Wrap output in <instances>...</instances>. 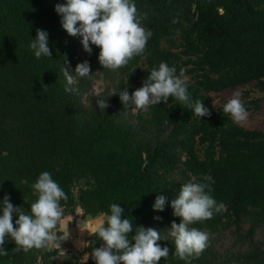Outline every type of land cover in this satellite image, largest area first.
I'll list each match as a JSON object with an SVG mask.
<instances>
[{
    "label": "trees",
    "instance_id": "1",
    "mask_svg": "<svg viewBox=\"0 0 264 264\" xmlns=\"http://www.w3.org/2000/svg\"><path fill=\"white\" fill-rule=\"evenodd\" d=\"M62 1L0 0V201L9 195L30 213L38 198L32 185L48 171L68 197L60 202L64 215L81 207L85 215L108 216L110 205L119 204L122 219L133 223L129 238L136 227L154 228L161 247L170 249L159 264H188L175 256L169 233L180 218L170 202L182 185L211 175L210 195L225 208L190 227L206 233L231 228L234 240L222 249L209 238L191 264H264V237L258 236L264 229V130L234 123L211 94L251 82L264 91V0H133L153 35L143 55L115 71L100 65L98 47L84 52L82 37L63 30L55 11ZM37 29L48 32L51 57L37 59L30 49ZM84 61L91 74L80 78L75 67ZM161 62L177 75L186 70L192 102L203 101L210 116L199 118L170 97L150 106L148 116L139 112L137 123L129 119L125 111L132 106L124 107L119 91L131 95ZM65 71L75 77L72 85ZM96 72L111 79L113 105L124 112L100 110L95 98L84 104ZM259 100L247 92L241 101L250 111L260 109ZM158 195L168 199L164 211L153 210ZM96 231L85 248L88 260L61 264H95L92 251L103 243ZM15 247L6 238L8 255L0 264H58L57 248L24 253Z\"/></svg>",
    "mask_w": 264,
    "mask_h": 264
},
{
    "label": "clouds",
    "instance_id": "2",
    "mask_svg": "<svg viewBox=\"0 0 264 264\" xmlns=\"http://www.w3.org/2000/svg\"><path fill=\"white\" fill-rule=\"evenodd\" d=\"M55 11L61 16L63 30L69 36L82 37L83 49L89 54L92 53V45L98 47L100 65L113 71L126 66L134 57L143 55L153 35L141 25L146 16L138 12L133 0H66L64 4H56ZM48 39L46 30H36V38L29 47L37 59L51 57ZM185 72V69H181L177 75L175 67L161 62L158 68L150 71L142 87L131 95L127 89L119 91L120 100L126 109L132 106L133 111L147 112L150 106L159 105L162 101L167 104L169 98L174 97L180 104L192 109L197 117L210 116V110L203 101L192 102ZM74 73L80 78L89 76V63H78ZM64 74L68 85H72L75 77L68 71ZM65 91L77 90L66 87ZM97 96L101 97L99 94ZM239 96L238 92L233 94L224 105L223 113L230 115L234 123L243 124L248 119V112ZM97 104L100 110L109 107L103 97L97 100ZM203 181L196 182L194 178L182 185L178 195L170 202L173 215L180 218L179 223H171L169 233L174 239L175 256L188 264H191V259H198L209 246L208 233L190 225L211 220L225 208L222 202L218 204L210 195L213 191L211 184L215 182L213 177L205 175ZM32 188L38 198L30 205V213H26L22 207H15L9 195L0 201V257L8 255L4 248L6 238L14 241V252L24 253L33 249L58 248L65 240L55 230L63 217L60 202L67 200L66 193L48 171L39 175ZM166 203L167 197L158 195L153 210L164 211ZM110 212L106 217V226L100 225L96 231L103 243L92 251L91 258L95 264H159L162 258L168 257L170 249L158 243L162 240L160 231L151 227H136L135 234L129 238L133 223L127 218L122 219L124 209L113 203ZM14 214L18 218L13 222Z\"/></svg>",
    "mask_w": 264,
    "mask_h": 264
},
{
    "label": "rangeland",
    "instance_id": "3",
    "mask_svg": "<svg viewBox=\"0 0 264 264\" xmlns=\"http://www.w3.org/2000/svg\"><path fill=\"white\" fill-rule=\"evenodd\" d=\"M64 3H66V0L61 2V4ZM82 51H84V49H82ZM113 92L115 91L111 79L105 77L102 73L96 72L93 75L89 91L83 94V102L85 105H89L92 98L98 100L103 97L109 107L122 113L124 112L123 109H118L113 105ZM237 92L240 93V100H242L245 94L249 92L250 97L260 99L259 102L261 105L258 110L247 111L248 119L241 125L250 129L264 130V91H261L255 82L232 89L228 88L218 92H212L211 94L216 108L223 109L227 101ZM98 94L101 97H98ZM148 111H133L130 109L129 111H125V114L131 119V121L137 123V115L139 112H142L144 116H148ZM106 217L107 215L103 213L98 214L97 216L85 215L81 207H77L74 213L63 214L62 220L59 223L60 233L56 230L55 231L57 235L63 236L65 240L62 241L60 247L57 248L59 249V253L55 256L56 262L61 264L74 257L88 260L89 254L86 252L85 248L89 237L100 225L104 224ZM208 235L209 238L215 240L216 244L222 249L229 247L234 240L231 228L223 231V233H208ZM258 236L259 238L264 237V229L259 230ZM55 248L56 247H53L51 249Z\"/></svg>",
    "mask_w": 264,
    "mask_h": 264
}]
</instances>
